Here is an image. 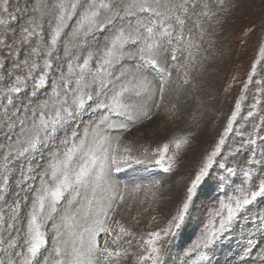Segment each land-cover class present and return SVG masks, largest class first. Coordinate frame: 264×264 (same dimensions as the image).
Segmentation results:
<instances>
[{
  "label": "rangeland",
  "instance_id": "rangeland-1",
  "mask_svg": "<svg viewBox=\"0 0 264 264\" xmlns=\"http://www.w3.org/2000/svg\"><path fill=\"white\" fill-rule=\"evenodd\" d=\"M54 2L55 0H0V18L6 21L0 24V64L3 65L0 67V145L9 143L6 139V125L9 122H16L18 125V119L23 115L25 108L38 109L42 102L49 100L53 82L59 83L62 72L67 73V61L70 57L64 55L63 42L68 37L62 34L57 51L53 54V68L48 72L45 85L34 90V80L29 79L27 87L21 93L13 94L12 104H8L3 98V90L14 82L16 76L26 75L27 70L23 66L14 67L15 64L26 58L30 62L35 59L41 64V68L37 69L33 76L38 78L42 71L43 45L50 40L52 29L49 21L53 19L50 9ZM166 2L167 0H161L162 5ZM173 2L179 3L181 0ZM203 2L209 4L210 11L215 12L216 16L211 19L193 16L187 20L184 28L186 35L189 28H193V36L199 41V50H191L195 60L188 58L186 61L188 53L178 51L177 61L173 62V45H169L166 39L162 40L161 63H187V68H181L179 71L172 69L164 100L157 101L160 104L158 108L155 104L150 106L151 119H142L129 131H109L112 137H122L118 155L124 156L125 159L117 161L115 167H119L120 171H115L114 167L111 175L114 182L124 191L125 202L108 222L112 231L99 233L97 239L101 247L107 240L110 247L119 246L127 250V254L121 256L119 264H137L136 257L143 251L140 246L141 236L146 238V233L165 227L167 220L175 213L186 187L195 178L205 157L213 150L227 126L254 63L256 69L253 79L248 88L243 90L244 99L241 101L240 113L233 123V130L225 138L209 174L198 186L197 195L184 224L175 236L161 241L164 245L165 264H190L194 256H186L185 250L203 234L212 213L219 209L220 201L227 202L229 197L235 194L234 189L244 181L243 170L253 171L254 178L246 181V185L251 184L254 187L258 185L259 179L264 178V57L259 51L264 46V0H224L223 5H220L218 0H198L195 12L203 10ZM5 6L15 19L3 12ZM42 13L44 15L41 19ZM33 18L43 25V32L29 38L27 43H22V29L29 26ZM197 18L201 20L204 30L202 39L199 29L193 27ZM129 21L135 23L133 18L117 19L106 29H97L85 37L81 46L74 50L80 55V62L89 50L96 52L102 49L115 31ZM69 24L66 33L74 26L75 18ZM176 30L178 31V28ZM37 31L39 32V29ZM35 47H40V56L31 55V50ZM57 56L59 59H55ZM122 63L127 67L135 66L132 60L126 59ZM95 66L94 59L92 67ZM185 70L188 71L187 84L184 83ZM116 71H119V66ZM148 75L158 87L159 75L155 71H150ZM33 91L35 95L32 94ZM129 102H138V98L132 96ZM17 109L21 110L20 114H15ZM30 114L29 111L28 115ZM103 114L104 110L96 109L94 105L86 109L74 120L67 122L39 150L14 160L10 165L9 184L6 188L0 179V195L5 196V200L0 201V210L4 212L6 220L11 215L13 203L18 199L21 201L19 219L15 222V227L20 229L21 234L26 227L31 207V189L39 186V173L48 164L51 154L58 149L63 150L61 142L70 136L72 131L82 133L90 122H95ZM113 119L119 121L123 117L113 116ZM182 137H187L188 143L181 146L174 170L165 172L155 163L158 157L152 152L163 144ZM125 147L130 148L131 152H124ZM4 150L0 147V164ZM175 151L174 145H170L169 155ZM137 160L142 162L137 163ZM29 163L34 169L30 174L34 179H24L21 176V169L26 168ZM228 168L234 169L236 174H230ZM2 175L3 169L0 167V177ZM156 181H160V184L157 185ZM137 186L139 190L134 191ZM25 195L28 197L27 201L23 199ZM64 207L65 202L61 201V213L56 214L55 220L48 221L44 226L48 243L41 249L38 257L40 264H43L44 257L52 252V224L59 222V215ZM260 217H264V198H258L246 207L239 219L233 222L232 228L212 248L210 259L204 264H261L264 257V231L260 230ZM115 220H120L136 234L135 237L124 236L118 244H113L112 241L118 233ZM16 234L15 229L0 228V240L3 241L0 243V261L4 264H8L9 259L8 253L4 251L7 241ZM248 239H254L256 244L250 252L245 253ZM129 240L131 245L127 243ZM19 250L17 248L9 252ZM54 259L57 257L52 252L49 264H52Z\"/></svg>",
  "mask_w": 264,
  "mask_h": 264
},
{
  "label": "snow or ice",
  "instance_id": "snow-or-ice-1",
  "mask_svg": "<svg viewBox=\"0 0 264 264\" xmlns=\"http://www.w3.org/2000/svg\"><path fill=\"white\" fill-rule=\"evenodd\" d=\"M197 3L198 0H181L179 3L167 0L163 5L161 0H55L52 4L50 11L53 19L49 21L52 30L49 42L43 45L42 71L38 78L33 76V73L41 68V64L35 59L30 62L26 58L15 64L16 68L23 66L27 70L26 75L16 76L14 82L3 90V98L8 104H12L13 94L21 93L27 87L29 79L34 80V90L45 85L48 72L53 68V54L57 51L62 34L68 37L63 42L64 55L70 57L67 61V73L62 72L59 83L53 82L49 100L42 102L38 109L25 108L23 115L18 119V125L16 122L6 125V139L9 143L0 145L5 149L0 164L3 169L0 179L5 188L9 184L10 165L14 160L39 150L67 122L74 120L93 105L96 109H103L104 114L95 122H90L82 133L72 131L71 135L61 142L63 150L58 149L51 154L48 164L39 173V186L31 189L33 198L22 234L20 229L15 227L21 211V201L18 199L13 203L8 220L0 210V228L15 229L17 232L16 236L9 238L4 249L9 255L8 264H40L38 257L41 249L48 243L44 226L48 221H54L56 214L61 213V201L65 202V207L59 215V222L52 224V252L57 257L52 264H119L121 256L127 254V250L119 246L110 247L107 240L101 247L97 239L99 233L112 231L108 222L125 202L124 191L114 182L111 175L117 161L125 159L124 156L118 155L122 137H112L109 131H129L142 119H151L150 106L155 104L158 108L160 104L157 101L164 100L172 69L179 71L181 68H187V63H161L162 40L166 39L169 45H173V62L177 61L178 51L188 53L186 61L188 58L195 60L191 50H199V41L193 36V28H189L187 35L185 34V24L193 16L208 19L216 16L215 12L210 11L207 2L202 3L201 12H195ZM218 3L223 5L224 0H218ZM3 12L8 13L7 6L3 8ZM8 14L11 19H15ZM43 15L44 13L41 14V19ZM126 17L133 18L135 23L129 21L119 27L102 49L96 52L89 50L80 62L81 57L74 50L81 46L85 37L97 29H106L117 19L123 20ZM74 18V26L66 33V29L70 27L69 22ZM4 23L6 21L0 18V24ZM193 27L199 29L202 39L204 30L199 18L194 20ZM42 32L43 25L33 18L29 26L22 29L21 42L27 43L29 38ZM259 51L264 57V46ZM16 54L19 55V52ZM40 54V47L32 48L31 55ZM94 59L95 68L92 67ZM126 59L134 61L135 66H125L122 62ZM2 66L0 64V67ZM118 66L119 71H116ZM255 69L254 63L243 90L252 82ZM150 71L159 75L158 87L150 79ZM184 77V83H189L187 70L184 71ZM243 90L219 141L205 157L195 178L186 187L175 213L167 220L165 227L146 233V238L141 236L140 246L143 251L136 257L137 264H165L164 245L161 241L175 236L184 224L197 195L198 186L209 174L225 138L233 130V123L240 113L241 101L244 99ZM32 94L35 95V91ZM132 96L137 97L138 102H129ZM20 112L21 110L17 109L15 114ZM113 116L123 119L117 121ZM187 143L188 138L182 137L154 149L152 154L158 157L155 163L165 172H172L181 146ZM170 145H174L176 149L171 155ZM123 151L131 152V149L125 147ZM147 152L146 148L145 153ZM140 162L142 161L137 160V163ZM33 171L29 163L26 168L21 169V176L24 179H34L35 177L30 175ZM115 171H120L119 167H115ZM227 171L232 175L236 174L232 168ZM243 177L244 181L234 189L235 194L230 196L227 202L220 201L219 209L212 213L203 234L185 250L186 256H194L190 264H204L209 261L212 248L232 228L233 222L239 219L246 207L258 198H264V178L259 179L258 185L253 187L251 184H245L254 178L252 169L243 170ZM155 183L159 185L160 181ZM138 190L139 186L134 189ZM23 199L27 201L28 197L25 195ZM4 200L5 196L0 195V201ZM259 219L262 226L260 230L264 231V217ZM114 223L118 227V233L112 241L113 244H118L124 236L135 237L136 234L120 220H115ZM0 243L3 241L0 240ZM127 243L131 245V240ZM255 244L254 239H248L245 253L250 252ZM17 248L20 250L9 252ZM49 256L44 257L43 264H49ZM0 264L4 262L0 261ZM261 264H264V257Z\"/></svg>",
  "mask_w": 264,
  "mask_h": 264
}]
</instances>
